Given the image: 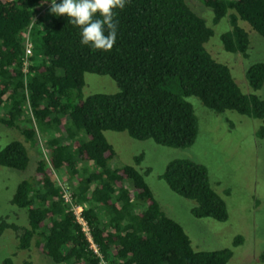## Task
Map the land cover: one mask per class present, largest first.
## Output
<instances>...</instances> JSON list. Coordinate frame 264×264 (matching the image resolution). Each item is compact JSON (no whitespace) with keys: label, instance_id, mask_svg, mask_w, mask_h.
Here are the masks:
<instances>
[{"label":"trees","instance_id":"trees-1","mask_svg":"<svg viewBox=\"0 0 264 264\" xmlns=\"http://www.w3.org/2000/svg\"><path fill=\"white\" fill-rule=\"evenodd\" d=\"M202 3L212 23L227 18L229 28L219 35L224 51L246 55L247 34L238 20L264 39V0ZM50 7L49 0H0V124L22 137L0 144V166L23 171L28 145L37 155L33 174L21 179L9 198L25 211V224L0 218V234L19 230L15 249L27 250L33 242L50 264H226L229 248L191 247L143 180L148 169L108 166L115 153L103 131H124L166 147L189 146L197 133L189 96L214 113L235 111L263 126L264 99L253 91L264 83V64L245 69L251 91L241 92L228 67L203 46L211 27L184 0H130L116 9V42L107 52L82 45L80 29ZM84 73L108 76L118 89L82 97ZM133 159L137 163L141 155ZM59 170L76 183L63 188L53 175ZM159 177L194 202L192 216L226 219V206L202 164L174 158ZM71 205L81 206L95 249ZM14 256L0 264H14ZM17 264L31 262L26 257Z\"/></svg>","mask_w":264,"mask_h":264},{"label":"rangeland","instance_id":"rangeland-1","mask_svg":"<svg viewBox=\"0 0 264 264\" xmlns=\"http://www.w3.org/2000/svg\"><path fill=\"white\" fill-rule=\"evenodd\" d=\"M189 8L202 17L212 29L211 36L203 44L213 59L224 63L239 90L245 94L251 90L244 78L245 69L253 63L264 64V39L246 22L238 20L248 39L246 55L230 53L222 49L219 35L229 26L226 16L212 23L211 13L202 0H184ZM43 10V9H42ZM47 10L42 16L46 17ZM82 97L92 93H113L118 88L105 75L83 74ZM253 93L264 99V83ZM185 100L192 105L197 119V133L186 147H166L150 139L136 140L124 131H103V136L114 150L109 167L131 165L143 173V180L166 216L176 221L187 234L194 250L229 248L231 256L226 264H264V125L252 116L225 110L214 113L203 107L195 97ZM263 133L260 136V129ZM11 139H22L16 129L0 124V144ZM28 145V144H27ZM28 164L23 171L0 166V218L17 225L25 224V211L9 204L15 185L34 172L36 150L28 145ZM141 155L140 161L134 156ZM174 158H183L202 164L207 171L211 188L226 206V219L196 218L189 212L194 202L172 192L159 177L165 164ZM63 188L75 184L66 179L63 171L53 172ZM9 220V221H8ZM19 230H4L0 234L1 259L14 252V264L19 258L28 257L31 264H50L33 242L27 250H16L15 236ZM239 240L233 244V239Z\"/></svg>","mask_w":264,"mask_h":264},{"label":"clouds","instance_id":"clouds-1","mask_svg":"<svg viewBox=\"0 0 264 264\" xmlns=\"http://www.w3.org/2000/svg\"><path fill=\"white\" fill-rule=\"evenodd\" d=\"M50 12L64 15L80 29V43L93 51H110L117 37L116 9L123 10L130 0H49Z\"/></svg>","mask_w":264,"mask_h":264},{"label":"built area","instance_id":"built-area-1","mask_svg":"<svg viewBox=\"0 0 264 264\" xmlns=\"http://www.w3.org/2000/svg\"><path fill=\"white\" fill-rule=\"evenodd\" d=\"M30 48H31V47H30V44L27 43V44L25 45V48H24V53H25V55H27V54L30 53ZM63 197H64V199L69 200V195H68V193H67L66 191L64 192ZM70 209L72 210V212H73V214H74V216H75L76 221L80 224V226H81V230H83V232H84L86 238L89 240V242H90V246H91L93 249H95V248H94V245H93V244L91 243V241H90V237H89V234H88V230H87L86 223H85V221L82 219V217H81V215H80L81 206H79V205H71V206H70Z\"/></svg>","mask_w":264,"mask_h":264}]
</instances>
